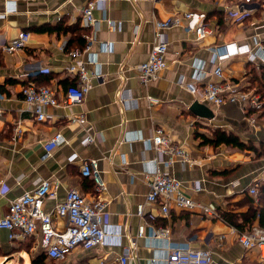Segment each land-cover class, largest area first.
<instances>
[{
	"label": "crops",
	"instance_id": "1",
	"mask_svg": "<svg viewBox=\"0 0 264 264\" xmlns=\"http://www.w3.org/2000/svg\"><path fill=\"white\" fill-rule=\"evenodd\" d=\"M89 1L18 0L17 10L4 15L7 1L0 0V87L5 94L0 100V216L8 213L13 200L35 190L42 181L58 182L57 197L46 201L45 211L51 212L72 189L90 201L101 198L108 204L105 222L111 225L113 237L103 246L79 247L64 261L47 259L50 264H117L133 241L137 247L130 264H164L167 242L138 238L143 220L136 214L150 191L157 156L148 141L157 128H163L190 157V162L177 159L171 164V174L195 202L211 207L217 216L174 205L165 215L159 203L147 205L146 212L156 215L157 227L171 230L173 242L211 251L212 264H258L259 249L239 244V231L220 214L230 209L232 201L244 198V190L264 167V157L255 158L254 151L204 144L202 136L221 130L258 147L264 144V116L257 114L255 125H251L250 115L238 104L218 107L201 102L200 94L213 70L214 54L225 43L236 41L254 50L256 40L264 44V5L238 25L230 18L228 7L239 0H96V22L86 25L83 9ZM190 11L205 13L213 33L198 40L183 25L164 30L168 66L156 80L143 84L136 68L149 59L156 21ZM21 32L30 33L26 47L5 52L3 47ZM80 35L86 40L85 48L77 42ZM75 50L81 53L79 57L71 54ZM78 61L88 72L99 75L94 88L81 104L48 107V119L38 121L25 102L23 88L30 83L48 86L61 100L67 88L77 83L70 69ZM222 66L225 81L253 91L249 88L250 70L259 71L264 62L243 55L222 62ZM198 68L201 80L195 76ZM150 97L159 103L150 102ZM197 101L214 116L200 115L206 111L194 114L191 107ZM81 116L85 124L73 122ZM18 126L21 133L17 135ZM57 132L67 142L48 154L45 144ZM89 138L93 141L85 144ZM90 160L98 161L102 186L82 174L83 163ZM235 181H240V187L232 185ZM197 187L201 190H194ZM55 223L59 228L65 226L57 217ZM40 243L39 236L11 240L10 233L0 229V254L18 256L24 264H31V256L42 249ZM24 244L30 246V253L26 249L13 251Z\"/></svg>",
	"mask_w": 264,
	"mask_h": 264
},
{
	"label": "built area",
	"instance_id": "2",
	"mask_svg": "<svg viewBox=\"0 0 264 264\" xmlns=\"http://www.w3.org/2000/svg\"><path fill=\"white\" fill-rule=\"evenodd\" d=\"M7 1V11L4 15L17 10L18 0ZM34 1V0H26ZM264 0H239L234 6L228 7V14L234 23L243 24L249 16L259 10ZM96 0H90L83 9V16L86 25L96 22L94 10ZM110 25L114 26L113 22ZM185 26L193 31L197 39L201 40L213 33L212 27L207 23L205 13L190 11L181 16H173L166 20H157L155 24L154 44L152 46L149 59L137 66L136 71L140 81L147 85L156 80L159 75L167 68L166 55L168 53V42L164 37V30L176 26ZM262 27L259 26L257 28ZM30 39L29 32H21L19 36L10 40L3 50L7 53H15L22 50ZM79 57L81 53L75 50L71 53ZM213 57V70L209 74L204 91L201 95V102L222 106L226 103L238 104L243 111L256 113L260 112L264 104L261 96L254 90L246 91L239 84L225 81L222 62L232 58L249 55L260 58L264 62V44L256 40V49L248 44H240L236 41L225 43ZM72 74H76L77 83L67 88L65 97L61 100L57 97L55 90L48 86H38L30 83L25 86L22 93L25 102L32 108L36 119L44 121L48 119L46 109L48 107L70 108L84 102L88 94L94 88L95 79L99 75L91 74L86 69L82 61H78L70 69ZM196 79L201 80V69L196 72ZM191 91L196 93L194 86ZM5 98V94L0 90V100ZM150 102L159 103L158 99L151 98ZM1 113V110H0ZM252 114L251 125H255L257 114ZM73 122L85 124L86 119L81 116L75 118ZM16 134L21 133L18 126ZM93 138L87 139L84 143L89 144ZM67 142L66 137L61 133H55L45 144L48 154L55 149L62 147ZM150 149H153L157 156L153 160L154 170L150 183V191L146 197V202L137 207V216L143 222L138 227V238H145L150 241L165 240L167 242L166 258L164 264H212L213 253L209 250L195 249L189 244L175 243L171 240V230L167 227H157L156 215L146 212L147 205L160 204L161 211L165 215L170 212V207L175 206L183 210L201 209L205 214L217 216V213L209 206L195 202L187 193L184 184L176 179L170 171V165L177 159L183 163L190 162L187 150L174 143L172 137L166 134L163 128H157L154 135L148 141ZM165 165L164 170L161 166ZM82 174L86 177H93L99 186H102L97 176L98 161L90 160L82 165ZM264 183V167L255 179L244 191L254 197L257 201L259 187ZM234 187H240V181L232 183ZM58 182L44 180L33 191L27 192L19 198L13 200L5 216H0V229L10 233V239H22L26 236H39L41 247L46 252L47 259L50 261H64L77 248L92 249L109 243V238L113 237L111 225L106 224L108 204L101 198L88 200L76 189L69 190L63 202L57 203L51 212L45 211L47 200L56 199ZM194 190L200 191L197 187ZM55 217L63 219L65 226L59 228L55 223ZM256 233H238V242L244 248H258L260 260L258 264H264V229ZM115 236V235H114ZM118 240L115 241V244ZM137 247V242L133 241L130 246L125 247L123 254L119 257L117 264H130L132 251Z\"/></svg>",
	"mask_w": 264,
	"mask_h": 264
},
{
	"label": "trees",
	"instance_id": "3",
	"mask_svg": "<svg viewBox=\"0 0 264 264\" xmlns=\"http://www.w3.org/2000/svg\"><path fill=\"white\" fill-rule=\"evenodd\" d=\"M77 42L81 48H85L86 40L83 35H80L77 38ZM72 43L73 41L71 40L68 48L72 46ZM250 82L251 84L249 88L253 89L257 94L264 98V66L259 71H257L255 68L250 70ZM261 111L258 113L250 111L248 115L251 116L252 114L260 113L258 116L263 117L264 107ZM202 137L204 138V144H209L215 147L226 145L241 151L249 150L258 153L257 146L246 144L240 139L238 135L234 133H227L225 131L219 130L213 136L204 135ZM258 155L260 157L262 154L259 153ZM246 192L244 193V198L239 201V203H242V205L245 207H240L238 204H233L235 206L232 207V204H230V209L227 211H221L220 214L221 218L225 222L236 228L240 233L251 232L254 227H260L264 229V183L259 187L257 201L254 197L247 194L248 192ZM256 222L258 223V226H255ZM25 249L30 253V246L26 244L14 248V250L17 251H23ZM20 262L21 264H24L23 260ZM51 262L53 263L55 261ZM31 264H50L47 261L46 252L41 249L37 253L33 254L31 256Z\"/></svg>",
	"mask_w": 264,
	"mask_h": 264
},
{
	"label": "rangeland",
	"instance_id": "4",
	"mask_svg": "<svg viewBox=\"0 0 264 264\" xmlns=\"http://www.w3.org/2000/svg\"><path fill=\"white\" fill-rule=\"evenodd\" d=\"M261 99H262V102L264 104V98L261 97ZM262 151H264V145H262V146L258 145V153L255 152V158L258 157L257 155L259 153L262 154L260 157H264V152H262ZM232 204H236V205L238 204L240 207H245L242 205V203H239V201H232ZM13 251H14V249H13ZM0 253H2V252H0ZM5 257H7V258H5ZM0 264H21V262L18 261V256L14 257V258H8V256H6V255L3 256V254H0Z\"/></svg>",
	"mask_w": 264,
	"mask_h": 264
},
{
	"label": "water",
	"instance_id": "5",
	"mask_svg": "<svg viewBox=\"0 0 264 264\" xmlns=\"http://www.w3.org/2000/svg\"><path fill=\"white\" fill-rule=\"evenodd\" d=\"M191 110L194 114H200L202 111H206V113L204 114H200V115H205L204 117H213L214 114L213 112L208 109L204 104H201L199 101L195 102L192 107H191ZM199 115V116H200Z\"/></svg>",
	"mask_w": 264,
	"mask_h": 264
}]
</instances>
